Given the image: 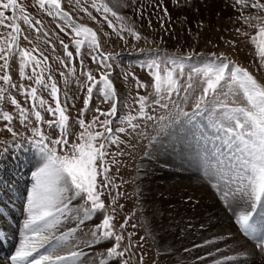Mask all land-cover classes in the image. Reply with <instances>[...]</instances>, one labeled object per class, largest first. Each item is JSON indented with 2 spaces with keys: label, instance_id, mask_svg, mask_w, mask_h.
I'll list each match as a JSON object with an SVG mask.
<instances>
[{
  "label": "snow or ice",
  "instance_id": "obj_1",
  "mask_svg": "<svg viewBox=\"0 0 264 264\" xmlns=\"http://www.w3.org/2000/svg\"><path fill=\"white\" fill-rule=\"evenodd\" d=\"M220 3L216 10L208 0H151L150 4L123 0L120 7L131 12L129 17L109 3L93 0L90 7L101 19L88 6L80 5L79 11L90 21L106 23L125 47L143 57L138 66L148 72L150 80L145 82L125 68L115 73L113 61L120 54L102 49L101 41L108 32L79 22L71 11H65L61 0H35L40 11L51 17L54 9L55 17L62 21L56 25L57 35L71 37L69 43L58 41L64 56L57 59L68 69L67 74L59 72L65 85L69 77L77 76V63L85 77L83 107L73 118L67 96L63 103L60 99L49 57L38 47L21 46V39L33 43L21 28L23 21L36 39L42 34L56 50L49 33L42 31L43 21L19 0H0V28L8 30L6 36H0V121L4 122L0 133L6 137L0 140V165L25 145L34 147L38 156L30 187L14 189L0 180V189L16 192L8 196L7 203L0 199V217L11 215L17 206L23 216L22 223L18 221V242L16 230L0 238V247L11 245L3 264H89L85 249L101 242L105 245L100 254L103 258L91 264H250L243 257L255 258L258 253L264 258V0ZM205 10L210 13L207 17ZM226 10L235 14V19L227 15L230 24L214 19ZM109 14L121 21L119 27ZM251 29L256 30L254 36ZM249 37L258 50L254 69L235 58L241 38ZM85 44L93 52L84 53ZM17 58L19 79L34 81L35 86L13 81L11 70ZM193 58H199V66L191 63ZM85 59L96 65L98 77L91 68L85 70ZM120 78L124 86L134 82V95L122 96L114 82ZM98 85L107 109L90 108ZM38 86L50 89L54 103L38 96ZM13 90L30 106H24ZM6 106L15 111L4 110ZM90 111L93 115L86 120ZM149 125L154 133L147 131ZM142 139H148L151 155L158 162L164 157V167L175 163L167 158L169 153L177 157L180 167L185 161L193 163L188 156H194L197 171L203 173L197 179L215 188L228 224L192 213L173 234L181 241L179 247L161 235L162 229L147 217L141 224L143 235H125L130 217H124L123 223L116 221L117 209L124 205L118 202L119 191L112 196V189L118 186L110 176V165L116 163L110 147L115 145L124 155L120 145L134 149V142ZM199 203L195 200L193 206ZM97 214L100 222L93 219ZM89 221H93L92 227ZM217 228L220 230L215 231Z\"/></svg>",
  "mask_w": 264,
  "mask_h": 264
},
{
  "label": "rangeland",
  "instance_id": "obj_2",
  "mask_svg": "<svg viewBox=\"0 0 264 264\" xmlns=\"http://www.w3.org/2000/svg\"><path fill=\"white\" fill-rule=\"evenodd\" d=\"M93 0H61L62 5L65 8V11H71L74 18H76L79 22H87L89 26H92L102 32H108L109 36L102 39V49L105 52L108 51H114L118 54H120V58L118 60H114V68L115 73H119L121 68H125L129 71L135 72L141 80L148 82L150 80V77L148 75V72L146 69H141L138 65L140 60L143 59V57H138V54L133 52L129 47H125L123 44V41H120L115 32L111 28L107 26L106 23L104 24H96L95 22H92L89 20L86 14L79 11V7L81 4H85L89 7V10L93 12V15H96L98 19H101V15L99 13H96L94 9L90 7ZM97 3L106 2L109 3L111 7L114 8V10L118 11L119 14L124 15L127 14L129 17H131V12L123 9L120 7V4H122L123 0H96ZM142 3H151V0H141ZM19 3L24 4L26 6V9L28 12H30L33 16H35L38 19H41L44 24V29L42 31H47L49 33V36L52 40V43L56 45V50H52V45L46 43V39L42 34L40 35L39 39H36V34L34 32H31L27 25L23 23V21H20L21 28L25 31V33L29 34V39L33 41L32 44H29L28 41H24L21 39V46L27 47V48H33L38 47L40 50L44 51V53L49 57L48 63L51 65L52 68V76L55 79L60 91L59 96L62 101V103L65 100V96L68 98V105H69V111L71 113V116L73 118L76 117L78 111L83 107V99L86 96V82L85 77L80 75V67L77 63V76L76 77H69V84L66 86L64 83V78H62L59 75L60 71H64L66 74L68 73V69L63 68L57 57H63L64 52L62 47L59 44V39H64L65 43H69L71 37L65 36L63 33H59L57 35L59 29L56 27V25L62 23L58 18L55 17V10L53 11V16L49 17L46 15L45 12L40 11L35 6V0H19ZM209 3V2H208ZM210 4V3H209ZM210 5H213V7L218 10L219 7H221L220 0H217L216 3H212ZM209 10H205V16H209ZM233 15V19H235V14L231 12V10H226V14H222V16L214 17L215 20L219 21L223 24H230L231 22L228 20L227 15ZM109 19L112 20L113 24L119 27L121 24V21L116 19L115 17H112L109 14ZM66 23V22H63ZM219 27V24L217 25ZM7 29L0 28V36H6L7 35ZM251 34L254 36L256 34L255 29L249 30ZM151 39V37H149ZM242 43L240 45V52L235 57L239 62L242 64H245L249 66L250 68L254 69L256 67V63L254 61H258L259 57L257 55V47L255 44L251 42V38H241ZM130 43H136L135 41H130ZM142 43V42H141ZM70 50L74 51V44H69ZM171 50V49H170ZM200 50H203L201 48ZM82 51L84 53L93 52L92 49H90L87 44L83 47ZM35 54V53H34ZM94 54V53H93ZM191 63L194 66H199V58H193ZM118 65V66H117ZM43 67V65L41 66ZM84 68L85 70L91 68L96 73V65L93 64L89 59L84 60ZM29 74L31 73V66L29 67ZM37 71L39 72L40 69L38 68ZM12 77L13 81L16 83H24L26 85L32 84L34 85V81H21L18 76V58L17 63L13 65L12 70ZM114 73V75H115ZM47 75L48 71L45 68L44 71V77L47 82ZM258 76L260 74H257ZM98 77V74H97ZM77 79H79L80 83H77ZM118 89L120 90L123 97L127 98L129 96V93L131 92L133 95L135 94L134 89V82L129 81L126 86L122 84V78L116 79L114 81ZM99 85L97 88H94L93 90V100L91 107H99L101 109H107L108 105L105 103H101L100 94L98 92ZM141 94H144V90H140ZM12 94L17 96V99L21 101L24 106L29 107L30 102L26 103L24 101V97L17 94L15 90L12 91ZM42 95L45 100H48L49 103H54L52 101V98L50 96V89H40L38 86V96ZM231 100V97L229 98ZM38 103V101H37ZM129 105H131V100H128ZM7 104V102H6ZM75 105L72 107V105ZM4 110L9 111H15L14 108L11 106H6ZM125 112L129 111L128 108L124 109ZM93 113L90 111L86 114V120H90ZM46 118H51L48 116V114L45 113ZM103 119V117H101ZM3 121H0V126L3 125ZM206 123V121H205ZM117 126V122H114L113 127L115 128ZM147 131L149 133H154L155 129L152 125H149ZM122 135V134H121ZM6 137L0 133V140L5 139ZM8 139H11L10 136L7 137ZM137 143V147L134 149H129L125 147L124 145H120L119 151L124 152V155H120L117 151V147L115 145H112L110 147L111 153H116L114 159L116 163H111V179L113 180L114 185L118 186V188L114 187L112 189V196L116 195V192L119 191L121 193V196L118 198V202L124 205V208L117 209L116 213V221L119 223H123L124 217H130L128 221V225L125 229V235H127V232H136L137 235H143L144 230L141 227V224L144 221V218L147 217L149 220V216L147 213V206L144 204V196H143V189L145 186L144 183L141 186V183L146 179L147 176V164L148 160H150V153L152 152V148L149 145L148 139H142L139 140ZM209 148H211V144L208 145ZM2 147V145H0ZM129 151H132V155H128L127 153ZM38 156L36 155V149L34 147H31L30 145H25L23 148H20L17 150L16 153L12 155L9 161H7L5 164L0 165V168L3 169L2 172H0V180L4 181V183L11 184L14 186V189H22L25 186L30 187L31 185V172L34 170L35 164L37 162ZM113 157L109 156V160H112ZM146 159V160H145ZM144 164H143V163ZM197 171V167H196ZM201 175H203L202 172H200ZM143 180V181H142ZM16 192L13 190L12 192H5L2 189H0V197L2 196H9V195H15ZM112 196H109L107 199L110 201L112 199ZM143 197V198H142ZM19 202H17L18 204ZM15 209H19L17 206ZM9 219H11V215H7ZM21 218H23L21 214ZM15 217H13L12 224L16 223L17 221L14 220ZM151 221H154L151 219ZM100 222V221H99ZM155 224H157L154 221ZM132 224H136V229H133L131 227ZM159 229H162L161 235H166L165 229L159 227V225H156ZM17 228L19 229V224L17 225ZM17 229V230H18ZM87 231V229H85ZM117 231H119V226L117 224ZM168 233V231H167ZM18 238H16V242H18ZM135 241V237L133 238ZM126 242V241H125ZM146 247H149V245H146ZM93 248V247H91ZM154 251V249H153ZM105 252V245L104 243L98 244L93 249V257L95 261H98L99 259L103 258L100 254ZM248 258V257H243ZM258 261L260 262L262 258L257 253ZM135 259V257H133ZM92 261H90L91 264Z\"/></svg>",
  "mask_w": 264,
  "mask_h": 264
},
{
  "label": "bare ground",
  "instance_id": "obj_3",
  "mask_svg": "<svg viewBox=\"0 0 264 264\" xmlns=\"http://www.w3.org/2000/svg\"><path fill=\"white\" fill-rule=\"evenodd\" d=\"M217 0H208L210 4L216 3ZM153 151V150H152ZM150 153V160L147 164V176L145 182L141 183L144 196V205L147 206V213L150 220H154L159 227L165 229L167 239L174 246H180V239L173 234L178 231V227L182 228L184 222L187 221L192 213L202 214L205 218L211 217L213 223H221L227 225V217L222 210V204L219 201L218 195H214L215 188L205 180L202 182L197 179V176H202L200 172L196 171V164L194 156L189 155L188 160H192L193 163L189 164L185 161L184 166L180 167V161L174 154L169 153L168 159L174 160L175 163L170 167H164L161 162H158L154 155ZM146 160V159H145ZM143 163V162H142ZM144 164V163H143ZM187 194V195H185ZM191 197V200L189 199ZM143 198V197H142ZM7 203L8 196H2ZM199 200L200 203L197 206H193V201ZM77 203V201H73ZM99 214L94 217L95 222H99L97 219ZM13 217L16 223L12 224ZM11 219L6 217H0V238L5 234L11 236L10 230H16L18 236V221L22 223L21 212L17 209H13ZM199 219V215L196 217ZM89 227L93 226V221L87 222ZM155 224V225H157ZM217 228L215 231H219ZM168 231V233H167ZM96 247V246H95ZM11 245L5 243L0 247V264L6 260L9 255ZM93 248L85 249V252L89 255L87 259L94 261L92 255ZM14 250V249H11ZM250 259V264H260L257 255L255 258Z\"/></svg>",
  "mask_w": 264,
  "mask_h": 264
}]
</instances>
